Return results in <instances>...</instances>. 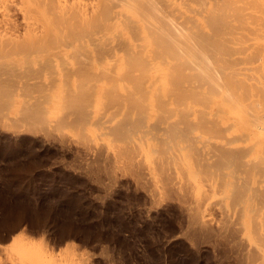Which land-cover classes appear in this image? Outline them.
<instances>
[{
	"label": "rangeland",
	"instance_id": "1",
	"mask_svg": "<svg viewBox=\"0 0 264 264\" xmlns=\"http://www.w3.org/2000/svg\"><path fill=\"white\" fill-rule=\"evenodd\" d=\"M13 6L0 23L2 33H5L0 34L3 36H0V41L7 38L26 40L24 14L19 6ZM22 46L29 45H21L19 50ZM7 47L4 45L2 48L6 49L8 56L4 54L5 50L0 53V73L3 76L0 75V80L10 76L7 83L14 82L18 74H15L16 68L20 69L19 73L23 68V73L27 69V72L34 73L23 75L21 72L17 75H20V80L13 86L9 84L12 88L17 86L14 92L11 88V97L6 95L12 100H3L0 96V102L7 100L0 104V264H257V255L250 251L253 249L247 245L249 241L242 225L250 218V213L246 215L247 212L240 211L239 202L234 205L232 196L226 192L228 187L221 184L222 180L219 182L217 174L207 172L214 176L213 179L205 171L202 175L197 167L196 170L191 169L193 164L189 159L191 152L187 142L174 140L175 143L171 136L168 137V132L167 135L162 133L164 125L157 120L156 110L149 109L141 117L137 108L130 109L128 115H132L126 117L132 118L124 117L126 121L122 125L120 120L128 113L129 103L123 99L121 107L116 100L113 102L117 105L112 102V107L109 106L111 92L108 91L120 88L115 91L126 94L129 82L119 79L115 83L116 88L110 80L100 76L102 80H92L95 85L87 84L91 86L89 91L92 92L88 95L91 94L92 99L81 100L78 102L80 106L76 103L71 105L65 101L64 91L70 81L71 88H77V79L74 75L69 76L71 73L63 68L64 59L60 62V58L51 56L55 55L52 53L55 47L47 46L49 49L45 53L31 52L28 47L31 49L29 54L26 47L22 48L26 49L25 52L22 50L15 54ZM46 57L55 58L50 67L42 63ZM69 57L66 60L78 58ZM112 62L114 67L116 62ZM112 62L107 60L99 67H106L103 70L107 71L112 68L113 72L121 69L117 64L113 68ZM11 64H14L15 76L10 71ZM4 65H8L9 70ZM99 67L94 72L100 75L103 71L100 72ZM21 75H26L27 79ZM108 83L112 87L109 85L110 88H107ZM159 85L165 88V84ZM31 86H34V92ZM36 87L38 90L35 92ZM28 102L29 105L40 106L38 113L41 114L22 118L21 109L24 105L28 107ZM192 105V108L197 107L194 102ZM198 106L200 108V104ZM240 112L236 109L233 116ZM138 115L147 122L143 120L140 125L134 122L136 129L134 126L130 129L127 120L131 122L129 125H133V121H142L141 118L134 119V116L138 119ZM151 128L154 132L149 131ZM236 128L239 129H236L237 132H242L243 128ZM160 142L165 143L166 150H160L163 146L158 148ZM168 150H172L171 155ZM193 170L201 174L197 171L194 176Z\"/></svg>",
	"mask_w": 264,
	"mask_h": 264
},
{
	"label": "bare ground",
	"instance_id": "2",
	"mask_svg": "<svg viewBox=\"0 0 264 264\" xmlns=\"http://www.w3.org/2000/svg\"><path fill=\"white\" fill-rule=\"evenodd\" d=\"M13 5H18L24 14L25 33L27 35H24V39L26 40L14 39V36H12L13 39L7 38L5 40L6 36H4L2 39L7 42L3 44L4 41H0V53L2 54L3 50L6 51V47L2 48L4 45H8L10 50L13 49L12 53L14 54L23 50L24 46L19 50L21 45H29L28 47L32 50L26 46L27 50H25L27 52L37 50V53H43V51L45 53L49 49L47 47L49 45L55 47V51L52 52L55 55H50L60 58L59 60L64 59L65 61H60H64L63 68L66 69L67 73H71L69 76L72 75L73 77L74 75L77 79V82L75 81L78 83L76 84L77 88H71L70 81L69 86L67 85V89L64 91L66 93L64 99L71 105L78 104L83 99L91 98V94L88 95L89 92H92L89 91L91 87L89 85L96 84V82L92 83V80L99 81L98 79L106 78L116 88L115 83L119 79H125L127 83L129 82L130 85H127L128 92L126 94L119 92L120 95L115 91H119L120 88H113L114 90H112L109 86L111 84L108 83L106 87L111 90L104 89L108 93L111 92L112 100L109 99L111 102H109L110 105H107L112 107L111 104L116 100L118 105L120 103L123 105L124 99L129 103V110L137 108L136 110L142 114L141 117L146 115L149 109L156 110L155 113L159 116L157 120L161 121L157 122L164 125L162 133L166 132L167 135L168 132L170 134L168 137L171 136L172 138H169L173 139L172 141L187 142L186 145L188 144V149L191 152L188 154L189 159L193 164V167L190 166L191 169L196 170L195 167H197L198 170L205 171L206 174L207 172H214L212 174L215 176L217 174V178L220 179L219 182L222 180L223 183L221 184L228 187L226 192L228 196H232L234 205L239 204L241 206H239L240 211L247 212L246 215L250 213V218L242 224L249 241L247 245L254 252L249 250L257 255L256 260V255L251 254L256 263L264 264V0H0V23H3ZM0 29L1 34L3 29L1 27ZM25 50L23 51L25 52ZM69 56L73 58L78 56V58L74 61L66 60ZM53 59L46 57L42 63L50 67L54 63ZM107 60L116 62L115 66L117 64L118 68L121 67L119 70L122 71L113 72L112 68L107 71L103 70L106 67H99ZM112 63L110 64L113 67L114 63ZM13 65L11 68L9 67L12 72L14 71ZM4 67L9 70L8 65H4ZM98 67L100 72L103 71L100 75L94 72ZM19 70L16 68L15 74H20L24 68L21 69L20 73ZM27 71L28 69L21 74L24 75ZM14 72L12 74L15 76ZM30 72L32 73V71L27 73ZM67 73L65 72L66 75ZM17 75V79L14 76L15 79L12 78L15 80L14 82L19 79L20 75ZM23 75L21 76H26ZM35 76L34 78H36ZM39 76L37 75V77ZM100 76L103 78L101 79ZM1 77L3 76L1 75ZM5 77L6 82L0 80V96H3L2 99H11L9 96L12 89L14 92V88L17 86L12 88L15 83L11 81L9 84L12 86L10 87L7 83L10 76ZM25 79L27 78L25 77ZM159 84H165L164 91H161L163 88H160ZM21 86L23 87V85ZM34 86L33 88L31 86L33 92ZM96 86L94 87L96 88ZM27 90L30 89L27 88ZM37 90L36 87L35 92ZM105 90L104 92H106ZM123 94L124 96H122ZM6 95H9L8 98ZM108 95L109 98L110 95ZM168 96L170 100L166 98ZM5 101L7 102V100ZM192 101L197 104V107L200 104V108H192ZM128 103L125 104L128 106ZM117 104L114 103V106ZM126 105L124 106L127 107ZM23 107L21 114L24 119L25 116L28 119V116L35 117L41 114L38 113L41 110L40 106L38 108L29 105L28 102V107L27 105ZM236 109L241 112L239 115L233 116ZM129 110L128 113L126 111V115L123 113L125 116L121 118V123L125 120L124 117L126 119L132 118H128L132 115H128L131 113ZM100 115L102 114L100 113ZM127 115L128 117H126ZM140 118L136 119L134 116L135 120H140ZM96 119L98 120V118ZM143 120L133 121V125H129L131 122L127 120L129 122L127 125L130 129L131 126L136 129L135 123L137 125H140L139 122L143 124ZM149 124L151 123L149 122ZM156 124L158 127L160 126V124ZM236 126L243 128L241 129L242 132H237ZM152 128L149 131L154 132ZM142 129L144 128L142 127ZM142 136H146V134ZM137 137L139 138V136ZM158 137L160 138L159 135ZM160 139L162 140V138ZM164 144L158 147L162 148L163 146L161 151L166 150ZM163 160L166 161V159ZM184 164L188 166L187 163ZM195 170H193L194 176L195 172L198 171ZM199 171L198 173H200ZM200 174L198 175L201 177ZM202 175L205 174L202 172ZM207 175L210 176L211 174ZM219 187H222L220 183ZM217 200L219 201V198ZM236 201L239 203L236 204Z\"/></svg>",
	"mask_w": 264,
	"mask_h": 264
}]
</instances>
